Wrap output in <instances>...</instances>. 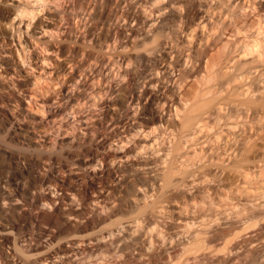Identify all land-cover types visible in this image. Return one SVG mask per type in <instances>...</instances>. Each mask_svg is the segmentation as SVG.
<instances>
[{"label": "rangeland", "instance_id": "1", "mask_svg": "<svg viewBox=\"0 0 264 264\" xmlns=\"http://www.w3.org/2000/svg\"><path fill=\"white\" fill-rule=\"evenodd\" d=\"M4 9L21 75L0 69L9 264H264V0Z\"/></svg>", "mask_w": 264, "mask_h": 264}, {"label": "bare ground", "instance_id": "2", "mask_svg": "<svg viewBox=\"0 0 264 264\" xmlns=\"http://www.w3.org/2000/svg\"><path fill=\"white\" fill-rule=\"evenodd\" d=\"M19 6V5H18ZM22 10V9H21ZM19 10V11H17L18 13H20V17L19 18H21V16H22V14L23 13H27V12H25V11H27L26 9H25V11L24 10ZM11 12H12V14H13V11H11V10H7V9H4L3 11H2V14L0 15V18L1 17H3L4 15H6V14H11ZM17 13V14H18ZM29 13V12H28ZM32 13H34V12H32ZM31 13V14H32ZM18 16H19V14H18ZM26 15H24V17H25ZM15 17V16H14ZM13 17V18H14ZM23 17V16H22ZM28 17V16H27ZM16 18V17H15ZM11 19V21L10 22H8L6 25H2L1 24V22H0V31H2V30H5V31H8L9 33H10V38L12 39V41H13V37H14V34L16 33V29H17V26H18V24H17V21H16V23H15V20L16 19ZM29 18H31L30 16H29ZM150 21H152V20H150ZM22 22V21H21ZM155 24V23H154ZM29 25V24H28ZM25 26V25H24ZM158 27V26H157ZM28 28V27H27ZM64 30V29H63ZM159 30V29H158ZM18 34V33H17ZM122 37V36H121ZM16 39V38H15ZM2 41V40H1ZM8 41V40H7ZM5 43V42H4ZM31 44V43H30ZM29 45V44H28ZM255 48V47H254ZM251 49V48H250ZM257 49V48H256ZM259 49V48H258ZM257 49V50H258ZM28 51V50H27ZM19 52V51H18ZM18 52H17V54H18ZM20 53V55L18 54V56L19 57H21V52H19ZM20 60V59H19ZM14 62L15 61H13V52H12V50H6V49H3V47L1 46V44H0V69L1 70H3V75H5V76H14V77H21V75H19L18 73V71L15 69V64H14ZM21 62V61H20ZM68 63H69V61H67ZM67 63V64H68ZM72 63V62H71ZM70 64V63H69ZM45 65V64H44ZM24 67V66H23ZM1 72V71H0ZM4 78V77H3ZM75 79V81H74V83H77V78H74ZM67 92H69V91H67ZM63 96V100L65 99L66 100V102L70 105L71 104V101H72V99H73V97L72 96H70V95H68V93H65L64 92V94L62 95ZM32 98V97H31ZM59 98V97H58ZM26 101V100H25ZM28 102V101H27ZM30 103V102H29ZM28 104V103H27ZM202 112H198L197 114H195V115H193V116H191V117H189L188 118V122H187V125H192L193 123H195L196 121H198L199 119H200V114H201ZM12 117L15 119V122L13 121V123L15 124V126H16V129L21 133V138L22 139H24V141H30V143L32 142V143H36V141H32L30 138L31 137H29L30 136V134L31 133H33L32 132V130H31V128L29 127V125H28V123H26V121L25 120H23V118H25L26 117V115L25 114H23L22 116H18V115H12ZM32 122V121H31ZM13 123H12V125H13ZM30 123V122H29ZM32 124V123H31ZM14 126V125H13ZM40 126V125H39ZM36 127H38V126H36ZM39 130V129H38ZM45 130V129H44ZM52 131V130H51ZM35 134V133H34ZM28 137H29V139H28ZM53 138V137H52ZM50 139V138H49ZM71 167V166H70ZM69 167V168H70ZM50 169V168H49ZM55 178V179H57V180H60L59 179V177H57V175H55V173H53V171L51 172V175H49V178ZM48 179V178H47ZM47 181V180H46ZM51 182V181H50ZM16 186H18V183H16ZM59 186V185H58ZM21 187V186H20ZM7 191V190H6ZM19 191V190H18ZM17 192V191H16ZM15 199V198H14ZM0 200H2V199H0ZM16 200H17V198H16ZM50 200V199H49ZM7 201V199H3V202L5 203ZM52 202V201H51ZM64 206V205H63ZM69 206V205H68ZM66 207V206H65ZM3 213V212H2ZM4 214V213H3ZM58 215V214H57ZM10 218V217H9ZM4 220H6V221H9V219L8 218H5ZM3 223H8V224H5V225H3ZM66 226V225H65ZM4 227V229H9V228H12V226H11V223L10 222H0V235L2 234V228ZM6 234V233H5ZM12 242H14L13 240L11 241V239H9V238H7V236L4 238V237H1L0 236V263L1 264H9L8 263V259L9 258H11V259H13V260H15V254L12 252V253H10L9 254V256H6V254H5V252L4 251H6L7 253H8V248H10V246H12V248L14 249V251L17 249V243L16 242H14V243H12ZM20 251V253H21V255H26V256H28L29 254H27L28 253V251H27V249H21V250H19ZM19 251L17 252L18 254H19ZM31 255V254H30ZM29 255V256H30ZM264 256V255H263ZM18 258V257H17Z\"/></svg>", "mask_w": 264, "mask_h": 264}]
</instances>
